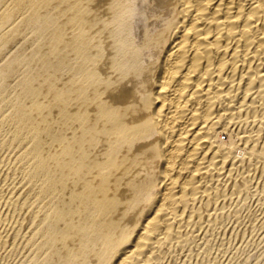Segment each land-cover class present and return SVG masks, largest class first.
<instances>
[{"label": "bare ground", "instance_id": "1", "mask_svg": "<svg viewBox=\"0 0 264 264\" xmlns=\"http://www.w3.org/2000/svg\"><path fill=\"white\" fill-rule=\"evenodd\" d=\"M256 195L264 0H0V264H197Z\"/></svg>", "mask_w": 264, "mask_h": 264}, {"label": "rangeland", "instance_id": "2", "mask_svg": "<svg viewBox=\"0 0 264 264\" xmlns=\"http://www.w3.org/2000/svg\"><path fill=\"white\" fill-rule=\"evenodd\" d=\"M221 138H222V140L226 141L227 140V135L223 134ZM243 154H244L243 151L238 150L237 155H239V156L241 155L240 157H242V156H244ZM248 199H249L248 202L245 203L247 206L244 205L243 208H241L243 210L241 211V209H240L241 212H238L239 213L238 215L235 216L234 213H233V214H230L229 217H226V218H228V219H225V220H227L226 222L228 223V224L226 223V226L229 228V230H228V232L225 235H220L219 234V235H217L218 237L216 236V239H215L216 241H214L212 243V245L210 246V248H209V250L213 249V251H211V250L209 251V254L211 252H214V253H211L210 254L211 256L209 255L210 258H208V257L206 258V260H208L209 262L204 260L205 262H207V264L208 263H210V264H216V263L217 264H241V263L242 264H264V223H263L264 222V214L260 213V211L257 210L258 209L257 205H255L256 204V200H257V195L256 196H252L251 198H248ZM252 199H254V200L252 201ZM244 207H248V208L245 209ZM250 210H252V211H250ZM244 211H245V213H244ZM246 211H247V213H246ZM249 211H250V213H249ZM251 212H253V213L256 212L257 215H259V217L256 215V213L255 214H253V213L251 214ZM250 215H252V217ZM262 216H263V218H262ZM229 218H230V220H229ZM235 222H236V224H234ZM238 223H240V224H238ZM236 225H238L239 227H241V225H242L243 227L239 228ZM234 226H236L235 230H234ZM241 229H242V232H244L245 234L241 233ZM246 230H247V232H246ZM229 231H230V233H229ZM239 231H240V233H239ZM231 232H232V234H231ZM235 232L237 233V235H236ZM222 238H224V239H222ZM224 241H226V242H224ZM227 244H229V245H227ZM213 245H215V246L213 247ZM217 245H218V247L220 249H222V248L223 249L221 251L218 250L219 248L217 247ZM221 245H222V248L220 247ZM237 247H238V249H237ZM254 252H256V253H254ZM213 255H214V258H216V259L213 258ZM248 258H249V260H248ZM217 260H218V262H217ZM204 261L202 262V260L200 261V259H198L197 261H195V263H197V264H206ZM212 261H213V263H212ZM249 261H250V263H249ZM257 261H259V263Z\"/></svg>", "mask_w": 264, "mask_h": 264}]
</instances>
